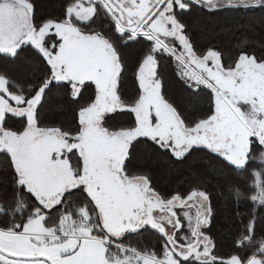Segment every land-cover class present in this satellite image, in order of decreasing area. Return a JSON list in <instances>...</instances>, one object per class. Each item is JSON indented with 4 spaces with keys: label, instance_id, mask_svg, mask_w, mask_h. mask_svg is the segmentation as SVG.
Here are the masks:
<instances>
[{
    "label": "snow or ice",
    "instance_id": "obj_1",
    "mask_svg": "<svg viewBox=\"0 0 264 264\" xmlns=\"http://www.w3.org/2000/svg\"><path fill=\"white\" fill-rule=\"evenodd\" d=\"M193 11L264 20V0H69L40 22L33 0H0V264H264V55L242 48L225 61L198 50L186 23ZM137 46L138 90L125 97ZM26 49L35 70L10 75ZM158 54L175 59L190 96L209 90L196 120L164 93ZM192 64L200 71L188 72ZM53 89L79 105L70 127L47 115ZM84 91L90 102L80 104ZM114 113L128 119L109 124ZM141 145L173 164L202 153L213 173L233 178L237 201L250 193L247 214L233 213L235 254L218 256L205 232L215 210L204 178L162 196L136 170ZM149 231L159 251L124 243Z\"/></svg>",
    "mask_w": 264,
    "mask_h": 264
},
{
    "label": "trees",
    "instance_id": "obj_2",
    "mask_svg": "<svg viewBox=\"0 0 264 264\" xmlns=\"http://www.w3.org/2000/svg\"><path fill=\"white\" fill-rule=\"evenodd\" d=\"M68 2L69 0H33L36 5L37 22H40L39 18L41 17L45 19L60 17ZM186 23L193 43L200 51L214 48L223 53L225 61L242 48L249 53L254 52L257 57L264 55V20L261 19L258 12L222 14L215 19L201 14L193 20L186 21ZM138 54V46L128 52L127 68L123 74L121 86L125 97L131 96L134 90H138L134 77ZM34 70V58L28 49L20 53L16 64L8 65L10 75L17 78L31 74ZM186 70L198 72L192 66ZM158 71L164 77V93L175 102L178 109L190 120L199 118L201 110L207 108L206 93L209 90L205 89L200 97H193L185 92L183 82L177 75V62L167 54H158ZM91 95V91H84L80 98V104L90 102L88 97ZM78 108L79 105L71 102L66 96L57 93L56 89H53L49 94L46 104L49 119L57 125L63 124L65 128L73 124ZM111 115L115 118L110 120L109 124L113 125L117 124L118 121L128 119L126 115L121 116L115 113ZM136 157L134 161L137 165L136 170L150 173L153 188L165 197H170L176 193L187 194L194 186L192 178L196 175L202 176L205 181L204 187L211 196L212 206L215 210L211 225L205 229V232L212 238L218 256L227 258L235 254L233 241L237 220L233 219V213L239 208L240 213L247 214L251 207L248 202L250 193L245 192L237 201L232 194L233 178H230L226 173H213L206 166L202 153H194L184 164H173L165 156H153L146 153L141 145L137 146ZM0 165H3L2 157H0ZM260 227L261 223L258 222V238ZM129 240L133 246H137V242H139L141 248L147 245L159 251L162 247L161 241L151 231L143 232L140 235H131L124 243L127 244Z\"/></svg>",
    "mask_w": 264,
    "mask_h": 264
},
{
    "label": "flooded vegetation",
    "instance_id": "obj_3",
    "mask_svg": "<svg viewBox=\"0 0 264 264\" xmlns=\"http://www.w3.org/2000/svg\"><path fill=\"white\" fill-rule=\"evenodd\" d=\"M242 13H257L258 11H241ZM258 14H260L259 12H258ZM199 15H201V14H199V13H197L196 11H193L192 12V14L191 15H189V16H187L186 17V21H189V20H193V19H195L197 16H199ZM260 16H261V14H260ZM192 66V65H191ZM191 66H189V67H191ZM193 67V66H192ZM179 210V213H180V215H182L183 213V211L181 210V209H176V211H178ZM186 210V209H185ZM195 211V209H193V212Z\"/></svg>",
    "mask_w": 264,
    "mask_h": 264
},
{
    "label": "rangeland",
    "instance_id": "obj_4",
    "mask_svg": "<svg viewBox=\"0 0 264 264\" xmlns=\"http://www.w3.org/2000/svg\"><path fill=\"white\" fill-rule=\"evenodd\" d=\"M192 66H193L195 69H197L196 66H195L194 64H192ZM197 70L200 71L199 69H197ZM178 212H179V210H178ZM182 213H183V212H182Z\"/></svg>",
    "mask_w": 264,
    "mask_h": 264
}]
</instances>
